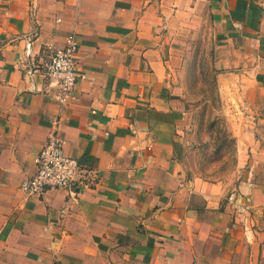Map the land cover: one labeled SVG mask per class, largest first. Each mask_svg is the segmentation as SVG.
<instances>
[{"label": "crops", "instance_id": "1", "mask_svg": "<svg viewBox=\"0 0 264 264\" xmlns=\"http://www.w3.org/2000/svg\"><path fill=\"white\" fill-rule=\"evenodd\" d=\"M205 23L219 74L250 81L264 109V0H0V264H264V149L243 140L233 187L180 161L178 73ZM69 34L61 104L25 73V45L43 60ZM52 132L97 174L75 198L19 188Z\"/></svg>", "mask_w": 264, "mask_h": 264}, {"label": "rangeland", "instance_id": "2", "mask_svg": "<svg viewBox=\"0 0 264 264\" xmlns=\"http://www.w3.org/2000/svg\"><path fill=\"white\" fill-rule=\"evenodd\" d=\"M194 34L177 80L183 93L180 161L189 178L233 187L244 169L237 162L245 153L243 140L251 138L264 149L263 101L250 81L236 80L231 72L219 74L208 23L200 36Z\"/></svg>", "mask_w": 264, "mask_h": 264}, {"label": "built area", "instance_id": "3", "mask_svg": "<svg viewBox=\"0 0 264 264\" xmlns=\"http://www.w3.org/2000/svg\"><path fill=\"white\" fill-rule=\"evenodd\" d=\"M77 52L75 38L69 34L62 47L45 50V59L39 60L33 52L32 39H29L25 45L29 60L25 73L33 76V73L40 72L46 84H53L56 88L57 100L66 104L76 81ZM66 143V138L59 133L48 135L34 159L35 171L19 186L22 193L42 197L49 190L62 189L70 198H75L81 188L92 186L97 181V174L92 169L66 154Z\"/></svg>", "mask_w": 264, "mask_h": 264}]
</instances>
